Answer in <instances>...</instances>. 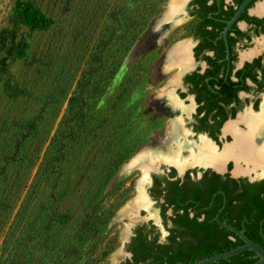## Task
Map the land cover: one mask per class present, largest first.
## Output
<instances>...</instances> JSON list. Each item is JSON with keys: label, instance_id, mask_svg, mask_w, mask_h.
I'll return each instance as SVG.
<instances>
[{"label": "rangeland", "instance_id": "1", "mask_svg": "<svg viewBox=\"0 0 264 264\" xmlns=\"http://www.w3.org/2000/svg\"><path fill=\"white\" fill-rule=\"evenodd\" d=\"M169 1L38 0L58 24L47 33L35 34L31 39L28 58L14 67L16 81L31 90L35 98L14 102L5 96L0 87V155L14 129L13 123L28 121L37 114L46 95L56 86L67 87L69 96L74 93L80 73L94 51L99 33L109 21L108 11L123 3H132L133 7L123 17L125 23L119 39L109 50L105 68L97 79L93 102L98 107H104L98 108L96 113L104 116L108 127L106 130L100 128L94 135L91 149H80L79 155L73 156L74 160L68 163L62 178L70 187V195L57 203V212L61 217L68 215L69 221L60 223L58 216L40 211L42 198L31 200L30 204L28 202L27 212H22H25V219L16 218L21 199L7 223L0 227V264H10L15 254L28 250L29 264H65L73 262L72 253H68L72 247L75 248L71 252L79 251L78 257L81 260L76 261L78 264H111V255L123 247L120 241L126 228L124 222L110 221L108 232L103 237L96 234V229L112 214L111 220L115 219L120 209L138 195L136 186L142 174L137 169L128 173L127 164L146 149L168 148L163 143L167 138L171 110L160 101L159 95L178 72L177 69H167L169 51L177 42L188 38V23L169 34H166L165 26L156 29L158 20L169 10ZM14 2L0 0V29L7 25ZM105 9L107 13H104ZM161 38L165 39L163 46L159 44ZM78 68L80 72L68 87ZM182 99L186 106H190L192 96L186 95ZM251 106V103H247L239 114ZM67 108L68 103L64 102L60 106L59 116L50 112L43 123L42 130L47 133L48 139L42 146L41 159ZM118 110L120 118H123L121 128L114 118ZM183 117L185 127L190 132L189 140L199 142L205 134L196 133L193 117H187L186 114ZM127 118L129 122H126ZM219 140L223 144L222 148L230 143L223 132ZM122 144L126 152L137 149L111 177L107 164L110 152ZM187 155L185 151L184 156ZM41 159L30 173L23 175L27 186L33 182ZM107 180L110 183L105 188ZM147 183L144 185L146 188ZM26 190L22 192L21 198ZM150 207L145 209L146 213L140 212L141 217L151 215L157 218L153 215L158 213L159 205ZM14 221L16 226H13ZM145 223L150 224L147 221ZM106 252L109 254L103 259Z\"/></svg>", "mask_w": 264, "mask_h": 264}, {"label": "trees", "instance_id": "2", "mask_svg": "<svg viewBox=\"0 0 264 264\" xmlns=\"http://www.w3.org/2000/svg\"><path fill=\"white\" fill-rule=\"evenodd\" d=\"M199 1L202 4L204 21H212L208 20V16L209 10L211 11L213 8L206 6L207 0ZM132 7V3H123L112 7L108 11L109 21L103 25L94 51L85 68L81 71L76 89L72 95L69 96L67 87L56 86L54 90L46 95L43 105L37 114L29 118L28 121L13 123L14 129L11 131L7 145L0 155V227L7 223L12 211H14L21 199L16 218L25 219V212L24 214L22 212L26 211L28 202L30 204L31 200L42 198L43 201L39 205L40 211H47L50 216H58L60 223L69 221L70 217L68 215L61 217V214L57 212V203L70 195V187L62 178L65 175L68 163L73 162V156L76 155L77 157L81 151L80 149H91L94 143V140H92L94 135L98 133L100 128L106 130L108 127L105 123L107 120L103 118L104 116H99L96 113L98 108L103 109L104 107H101V105L98 107L93 102L97 91V79L105 68L109 50L119 39V33L122 30L123 23H125L123 22V17L129 14ZM104 13H107L106 9ZM57 24V20L48 15L38 0H15L7 25L0 29V87L9 100L15 102L23 98L27 100L35 98L31 90H28L26 86H21L16 81L14 67L18 62L28 58L31 50V39L34 35L47 33L56 27ZM207 34L209 33L207 32ZM208 37L211 38L210 35ZM222 52H225V48L222 49ZM79 72L80 68L76 70L68 87L73 84L75 76ZM204 89L210 96L217 97L213 91V86L205 84ZM223 91V100L228 103L234 89L227 84ZM219 94H222V92ZM209 99L211 105L218 102V99L215 102L212 98ZM64 102L68 103L66 113L59 121L56 131L51 136L48 147L41 159L42 146L45 145L48 139L47 133L42 130L43 123L50 112H54V116L57 115L56 117H58L60 106ZM120 114V110H118L114 118H116L118 121L117 125L121 128L123 118H120ZM209 115L203 119L204 124L207 122ZM126 122H129V118L126 119ZM201 131L203 130L201 129ZM134 151L126 152L124 144H122L119 147L117 146L114 152H110L107 164L110 167L109 173L111 177L120 170ZM40 159L41 162L37 174L30 186H27L23 175L30 173ZM209 174L210 172H207L204 176V187L202 189H193V199L201 200V196L204 193V200H206L208 195L209 198L206 203L203 200L201 206L208 205L215 192L224 191L228 195V200L225 209L221 213V220L227 221L232 226L245 227V234L251 240L264 247V239L260 234L261 222H263L261 227L264 233V181L249 183L244 180L233 179L228 175L224 176V178L220 174L211 173V176ZM158 181L160 179H157ZM109 183L110 180H107L104 187L106 188ZM24 190H26V194L21 198ZM168 190L170 193L175 191L177 195L182 193L181 188H178L176 183L172 182H168ZM219 197L222 198L218 195L214 204L217 209L223 206L222 199L218 203ZM112 217L113 214L102 225L97 226V235L103 237L107 234L108 225ZM211 218L209 216L203 221H198L197 218L189 220L186 215L181 221L187 226H220L218 223L212 222ZM13 224V226H16L15 221ZM86 225L88 226V223ZM243 244L244 242L239 238L238 243L226 245L216 254H200L193 263L231 251ZM74 248L72 247L68 250V253H72L73 262L65 264H78L77 262L81 260L78 257L79 251L71 252V249ZM108 254L109 252L104 253L103 259ZM254 256L253 252L245 251L210 264H254L258 260ZM10 264H29V250L28 252L15 254Z\"/></svg>", "mask_w": 264, "mask_h": 264}, {"label": "flooded vegetation", "instance_id": "3", "mask_svg": "<svg viewBox=\"0 0 264 264\" xmlns=\"http://www.w3.org/2000/svg\"><path fill=\"white\" fill-rule=\"evenodd\" d=\"M244 1L207 0L206 6L213 8L209 10L208 16V20L212 21L207 22L202 17V4L199 0H182L175 9L172 5L171 13L177 9V14L172 15L174 20L171 23L164 25L175 26L172 30L174 31L182 24L188 23V38L177 42L169 51V54L171 52L175 57H179L180 49L185 44L187 46V63L181 62L179 58L172 67V70L178 71L172 79H176L173 93L184 105L182 98L186 95L192 96L190 106L185 105L189 111L183 112L182 118L184 119L185 114L187 117H193L196 133L205 134V137L211 140L218 150L223 149V144L219 140L221 132L230 140V143L225 146L234 141L230 133L225 134V127L236 122L239 129H246L240 121V116L245 112H250L252 115L259 114L264 102V0H252L229 29L227 40L230 59L228 60L224 31ZM209 35L211 38L208 37ZM162 40H164L162 44L159 42L161 46L165 44V39ZM223 48H225L224 53ZM205 84L214 87L213 91L217 97L210 96L205 91ZM227 84L234 89L228 103L223 100V90ZM220 92L222 94H219ZM209 98H212L214 102L218 99V102L211 105ZM247 103L252 104L251 108L239 114ZM208 114L210 115L204 124L203 119ZM184 128L186 129L185 119ZM188 133L190 134L189 131ZM158 165H160L158 170L150 171L149 182L147 188L145 187L146 194L152 203L151 207L159 205L157 218L151 215H149L150 218L141 217L140 212L146 213V210L140 209L129 237L124 242L120 241L123 245L121 264H169L172 262L194 264L193 262L200 254H216L226 245L239 242L240 237L224 226H187L181 219L186 215L189 220L197 218L198 221H203L211 216L212 222L218 223L216 217L219 216L220 220L222 219L221 213L228 200V195L224 191L215 192L210 204L203 206L201 202L204 200V193L201 200L193 199L192 196L193 189L204 187L203 179L207 172H210L209 176L211 173L220 174L223 177L228 175L233 179L249 183L264 181V173L261 175L241 173L238 174L240 177L235 178L232 174L235 163L232 160H228L224 165L222 170L226 169V172L223 174L218 173L213 167L198 166L188 168L181 174L175 166L164 162ZM137 170L142 174L143 171L140 168ZM260 172L258 170V173ZM157 179L160 181L157 182ZM168 182L176 183L182 193L179 195L175 191L170 193ZM218 195L222 197L218 198V203L222 199L223 206L217 209L214 204ZM208 198L209 195L204 200L205 203ZM113 220H111L112 223ZM146 221L150 224L145 223ZM221 221L228 224L227 221ZM230 226L245 233V227ZM260 234L264 239L261 226Z\"/></svg>", "mask_w": 264, "mask_h": 264}, {"label": "bare ground", "instance_id": "4", "mask_svg": "<svg viewBox=\"0 0 264 264\" xmlns=\"http://www.w3.org/2000/svg\"><path fill=\"white\" fill-rule=\"evenodd\" d=\"M182 0H170L169 10L158 20L156 29L171 23L177 14V9L171 13V7L178 6ZM173 10V7H172ZM176 20V19H175ZM171 26V24H170ZM161 38L159 42L162 44L164 40ZM189 49V48H188ZM187 46L186 44L180 49L179 57H175L170 52L167 60V69L171 70L173 65L179 61L187 63ZM176 79L171 80L167 88L159 95V99L171 110V119L167 127V138L163 145H166L167 150L164 149H146L139 153L127 166L126 171L132 172L135 168H140L143 171L142 178L137 182V197L123 210L119 216L126 223L136 222L138 213L141 208L149 209L152 204L149 200L145 183L149 182V173L151 170H158V163L164 162L175 166L179 171L184 172L188 168L194 167H213L217 170L224 168L228 160L235 163L233 173L250 174L256 173L261 175L264 173V102L261 105V111L257 115H252L250 112H245L240 116V121L246 126V129L241 130L238 124H228L224 132L230 133L234 141L218 150L217 146L205 136L200 137V141H191L188 138V131L184 128L183 112H188L189 108L178 101L174 96L173 88L175 87ZM187 151L189 155L184 156ZM156 162H158L156 164ZM225 170V169H224ZM258 170L261 172L258 173ZM156 217V215H153ZM129 225V224H127ZM118 260L115 258L114 262Z\"/></svg>", "mask_w": 264, "mask_h": 264}, {"label": "water", "instance_id": "5", "mask_svg": "<svg viewBox=\"0 0 264 264\" xmlns=\"http://www.w3.org/2000/svg\"><path fill=\"white\" fill-rule=\"evenodd\" d=\"M251 1L252 0H245L243 2V4L241 5L240 9L238 10V12L234 16V18L228 23V25H227V27H226V29L224 31L225 41H226L227 50H228V60L230 59V51H229V45H228V40H227L228 31L231 28V26L239 19V17L241 16L242 12L245 10V8L248 6V4ZM165 27L167 29V33L166 34H169L175 28V26H170V25H167ZM216 171L218 173L223 174V173L226 172V169L222 170V171H218V170H216ZM150 173H149V178H150ZM180 173L182 174L183 172H180ZM232 174H233V176L235 178H237L239 176V175H235L234 173H232ZM129 204H127L126 206L122 207L120 209V211L118 212V214L116 215L115 219L113 220V223H116L118 221H123L125 223V225H126V228H125V230L123 232V236H122V239H121L123 242L125 241V239H127L129 237V234L131 232V228L135 225L134 221L132 223L131 222L130 223H126V221L122 220L120 218V216H119L120 212L123 211ZM216 221L218 222L219 225L224 226L227 229H229V230L233 231L234 233H236L243 240L244 244L241 245L240 247L236 248V249H233L231 251H228V252L216 255V256H212L210 258L201 260V261L196 262L194 264H210V263H213V262H218L220 260L227 259V258H230L232 256L238 255L240 253H243L245 251H251V252H253L255 254L254 258L258 259V260L254 264H264V247L261 244L249 239L245 235L244 231H238V230L232 228L230 225L226 224L225 222H222L220 220L219 216L216 217ZM127 224H129V225H127ZM262 224H263V222H261V226H262ZM263 237H264V235H263ZM122 251H123V247L120 248L117 252H115V253H113L111 255V257H110L111 264H121ZM115 258L118 260L116 263L114 262Z\"/></svg>", "mask_w": 264, "mask_h": 264}]
</instances>
